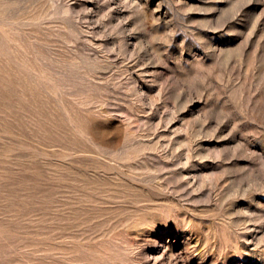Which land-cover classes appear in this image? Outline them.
I'll use <instances>...</instances> for the list:
<instances>
[{
  "label": "rangeland",
  "instance_id": "rangeland-1",
  "mask_svg": "<svg viewBox=\"0 0 264 264\" xmlns=\"http://www.w3.org/2000/svg\"><path fill=\"white\" fill-rule=\"evenodd\" d=\"M0 264H264V0H0Z\"/></svg>",
  "mask_w": 264,
  "mask_h": 264
},
{
  "label": "bare ground",
  "instance_id": "bare-ground-1",
  "mask_svg": "<svg viewBox=\"0 0 264 264\" xmlns=\"http://www.w3.org/2000/svg\"><path fill=\"white\" fill-rule=\"evenodd\" d=\"M117 186H118V185H117ZM117 190H118V188H117ZM112 191H113V190H112ZM118 191H119V190H118ZM118 191H116V193H118ZM109 192H110V191H109ZM110 193H113V192H110ZM114 193H115V192H114ZM116 193H115V194H116ZM120 194H122V193L120 192ZM128 195H129V194H128ZM125 196H127V195H125ZM125 196H124V198H125ZM122 198H123V197H122ZM136 201H137V200H136ZM132 202H134V201H132ZM137 204H138V203H137ZM137 204H136V205H137Z\"/></svg>",
  "mask_w": 264,
  "mask_h": 264
}]
</instances>
